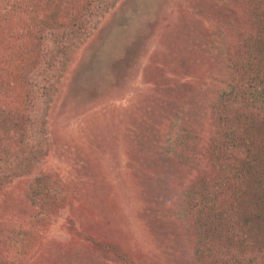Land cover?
<instances>
[{
    "label": "rangeland",
    "instance_id": "obj_1",
    "mask_svg": "<svg viewBox=\"0 0 264 264\" xmlns=\"http://www.w3.org/2000/svg\"><path fill=\"white\" fill-rule=\"evenodd\" d=\"M68 4L78 12L72 23L49 24L37 63L25 66V140L44 157L36 163L30 154L28 170L15 176L0 162V257L17 258L9 252L26 247V264H123L121 252L137 264H202L191 220L174 214L209 167L207 133L195 141L181 178L173 171L167 177L166 220L154 211L160 172L147 166L150 156L161 158L160 128L173 104L180 109L177 97L202 84L210 101L214 87L202 78L222 64L208 54V38L223 28L234 39L222 23L235 20L233 6L217 0ZM188 81L196 88L181 89ZM39 177L60 180L65 189L57 193L67 198L46 222L31 215ZM200 199L192 198V211Z\"/></svg>",
    "mask_w": 264,
    "mask_h": 264
},
{
    "label": "trees",
    "instance_id": "obj_2",
    "mask_svg": "<svg viewBox=\"0 0 264 264\" xmlns=\"http://www.w3.org/2000/svg\"><path fill=\"white\" fill-rule=\"evenodd\" d=\"M70 1L0 0V162L5 164L2 170H11L14 176L28 170L30 154L36 163L44 157L39 155L36 144L28 149L25 140L24 118L30 89L25 66L32 61L37 63L49 24L72 23L78 12L68 4ZM217 1L233 6L235 20L222 23L236 36L230 38L222 28L208 38V54L222 64L221 69H213L212 76L202 78L207 87L215 89L210 101L203 97L202 84L196 91L188 81L181 89H196L183 91L177 97L180 109L175 103L173 108L170 106L175 111L163 116L159 162L146 153L150 156L148 169L156 167V172H160L154 211L160 212L164 220L171 215L170 209L169 215L164 208L167 201L171 202V191L165 185L169 183L167 177L173 171L181 178L179 172L188 164L195 141L207 133L209 167L192 181L174 215L183 221L191 220L196 256L204 261L202 264H264V113L256 110L264 108V0ZM53 7L59 15L51 14ZM61 12L68 13L66 19L63 13L60 16ZM187 60L190 62L191 58ZM202 109L206 113L201 115ZM164 157L168 163L162 165ZM37 179L35 194L29 199L37 212L31 215L46 222L50 212L67 202L66 196L57 193L65 188L60 180ZM196 195L201 198L196 201L200 207L192 211V198ZM28 249L10 251L9 255L17 258L4 255L0 264H26ZM222 250L231 254L230 258ZM119 259L123 264H137L123 252Z\"/></svg>",
    "mask_w": 264,
    "mask_h": 264
}]
</instances>
